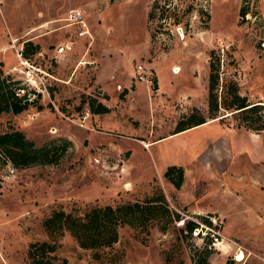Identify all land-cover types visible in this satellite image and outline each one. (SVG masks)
<instances>
[{"label":"rangeland","instance_id":"obj_1","mask_svg":"<svg viewBox=\"0 0 264 264\" xmlns=\"http://www.w3.org/2000/svg\"><path fill=\"white\" fill-rule=\"evenodd\" d=\"M154 1L0 0V72L30 99L0 112V131L21 129L51 158L14 164L0 154V264H30L33 240L55 244L44 264H264V129L236 125L220 105L228 115L158 137L194 106L208 115L211 49L216 90L236 80L264 103V0H156L149 16ZM70 7L84 10L88 33L67 23ZM98 101L108 110H92ZM169 163L188 165L182 196L197 195L200 209L179 202ZM162 191L178 217L120 223L111 245L81 246L44 222L55 209L83 213ZM187 219L200 223L185 229Z\"/></svg>","mask_w":264,"mask_h":264},{"label":"trees","instance_id":"obj_2","mask_svg":"<svg viewBox=\"0 0 264 264\" xmlns=\"http://www.w3.org/2000/svg\"><path fill=\"white\" fill-rule=\"evenodd\" d=\"M155 2L156 0L148 11L149 16L154 14L152 6H156ZM38 47L39 44L37 43L33 45V49H38ZM213 55V49H211L207 93V111L209 113L205 115L197 106H194L191 112L178 119L176 130L205 121L207 117L215 119L219 114H221L218 116L219 118L228 115L224 112L218 113L220 105L228 108L227 110L231 111L229 114L237 118L236 125L244 124L255 130L264 129V113L259 111L261 107H264V103L257 100H248L246 95L239 92L236 80H231L227 84L229 86L227 94L216 90L219 85V55L214 57ZM15 88L14 80H8L0 72V112L4 109L17 112L30 103L28 96L25 94L19 95ZM219 95L223 96L222 100L219 99ZM90 106L94 111H106L109 108L107 104L101 101H98L96 106L91 102ZM48 153L46 145H35L33 140L26 137L21 129L0 131V154L4 158H9L14 164H25L39 159L50 160ZM164 175L175 186L179 187L184 179V167L181 163H169L164 170ZM158 215L166 218L162 220L163 222L178 217V212L169 206L163 191L157 195L149 196L144 201H126L115 205L111 203L92 204L83 213H73L62 208L55 209L45 218L44 222L50 229L65 226L71 230L81 246L97 248L103 245H111L117 239L118 224L123 222L134 223L136 219L142 222L144 217H155L160 220L161 218ZM198 223L200 222L187 219L185 229L191 230L197 227ZM206 224L211 225L210 220H207ZM164 226L165 223L162 224L163 228H165ZM47 250H55V244L47 240L31 241L27 250L30 264L46 263L44 257L47 255ZM195 264H202V262L196 261Z\"/></svg>","mask_w":264,"mask_h":264},{"label":"crops","instance_id":"obj_3","mask_svg":"<svg viewBox=\"0 0 264 264\" xmlns=\"http://www.w3.org/2000/svg\"><path fill=\"white\" fill-rule=\"evenodd\" d=\"M77 32V34L78 35H84V34H79L78 33V30L76 31ZM147 32H148V39H147V47H148V49H149V46H148V40H149V35H150V33H149V30L147 29ZM148 49H147V52H148ZM213 119H211V117H207V119L205 120V121H202V122H200V123H197V124H194V125H191V126H189V127H185V128H183V129H179V130H176L177 129V127L175 126L174 127V129H172V130H170V131H168L167 133H165V134H162V135H160V136H158V137H162V136H164V135H167V134H170V133H172V132H175V131H178L179 133L180 132H182V131H184V130H186V129H191V128H194V127H198V126H201V125H203V124H206V123H208V122H210V121H212ZM177 124V123H176ZM154 139H156V138H154ZM141 142H142V144L144 145V146H147L148 144H149V141H146V140H144V139H142V140H140ZM182 164V163H181ZM183 165V167H184V179H183V182H182V184L179 186V187H177V186H174V184H173V187H174V190H176V195H177V198H179V202L180 203H183V204H187L188 206L189 205H191L192 207H194V208H198V209H200L199 207V203L196 201V198H197V195H195V196H193V197H185V196H182V189H183V187H184V184H185V182H186V179H187V173H188V165L186 164V163H183L182 164ZM225 168V167H224ZM213 172V171H212ZM216 172V171H215ZM214 172V173H215ZM233 173H234V171L233 170H230V174H231V177H232V175H233ZM241 174L243 175H245V176H241ZM253 174H256V171H252V170H249V171H239L238 172V175H237V178H235V180L236 181H241V180H246V179H248L249 178V176H252ZM229 181H225V184H228L229 185V183H228ZM224 184V183H223ZM172 187V186H171ZM193 208V209H194ZM195 211H197V210H195Z\"/></svg>","mask_w":264,"mask_h":264},{"label":"built area","instance_id":"obj_4","mask_svg":"<svg viewBox=\"0 0 264 264\" xmlns=\"http://www.w3.org/2000/svg\"><path fill=\"white\" fill-rule=\"evenodd\" d=\"M64 17L67 20V23L77 25L79 34H85V33L89 32L86 15H85L84 10L82 8L70 7L67 10V13ZM142 68H143L142 64L138 63L137 68H136L137 77L139 79H148L149 76L142 71ZM212 219H214V218H212ZM210 228L212 229V226H210ZM210 233H211V235H213V237L214 236L218 237V234H217L218 232L216 230L214 232H210ZM218 241H220V240L219 239H216V241L212 240L213 244L217 243ZM239 250H243V249L240 248ZM236 255H237V252L233 254V259L235 261L241 260V258L240 259L236 258Z\"/></svg>","mask_w":264,"mask_h":264},{"label":"bare ground","instance_id":"obj_5","mask_svg":"<svg viewBox=\"0 0 264 264\" xmlns=\"http://www.w3.org/2000/svg\"><path fill=\"white\" fill-rule=\"evenodd\" d=\"M218 242H220V241H218ZM242 257H244L243 251H242V250H238V251H237L236 258L240 259V258H242Z\"/></svg>","mask_w":264,"mask_h":264}]
</instances>
